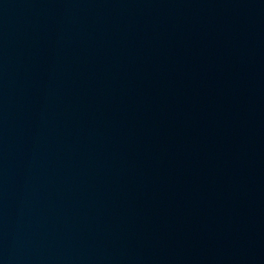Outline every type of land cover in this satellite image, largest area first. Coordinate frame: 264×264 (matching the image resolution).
<instances>
[{
  "label": "water",
  "instance_id": "1",
  "mask_svg": "<svg viewBox=\"0 0 264 264\" xmlns=\"http://www.w3.org/2000/svg\"><path fill=\"white\" fill-rule=\"evenodd\" d=\"M0 264H264V0H0Z\"/></svg>",
  "mask_w": 264,
  "mask_h": 264
}]
</instances>
